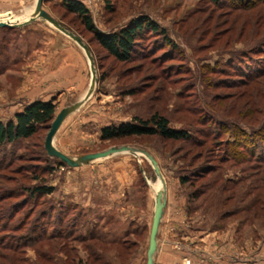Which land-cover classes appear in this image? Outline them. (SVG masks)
<instances>
[{
  "label": "rangeland",
  "instance_id": "1",
  "mask_svg": "<svg viewBox=\"0 0 264 264\" xmlns=\"http://www.w3.org/2000/svg\"><path fill=\"white\" fill-rule=\"evenodd\" d=\"M68 1L44 0L43 8L90 47L98 82L63 123L56 148L78 158L129 146L156 159L167 205L154 264H264L263 151L244 148L264 139V78L247 77L264 68V0H75L105 33L140 16L165 30L147 34L146 56L132 62L102 49ZM35 4L0 0V19L26 20ZM60 41L79 61L64 64ZM91 80L84 50L46 20L0 28V121L36 101L56 106L34 136L0 146V264L12 256L20 264H147L155 198L164 190L151 162L119 153L71 168L45 150L56 116L85 97ZM154 113L193 139L102 138L105 128ZM233 140L241 147L232 153ZM43 186L53 192L32 195Z\"/></svg>",
  "mask_w": 264,
  "mask_h": 264
},
{
  "label": "trees",
  "instance_id": "2",
  "mask_svg": "<svg viewBox=\"0 0 264 264\" xmlns=\"http://www.w3.org/2000/svg\"><path fill=\"white\" fill-rule=\"evenodd\" d=\"M219 1L221 0H216V2ZM66 7L69 12L77 14L82 18L84 28L93 34L96 43L110 56L120 62H132L146 56L144 52L146 51V48L143 41L147 37V34H157L160 32L162 35H166L164 34L165 30L162 29L157 22L146 16H140L133 19L120 31L105 33L96 27L88 8L83 3L69 0L66 3ZM166 37L167 36L164 38L165 41L168 42L169 45L174 46V43L170 38ZM247 77L264 78V68L257 71L255 74L247 75ZM55 113L56 106L52 101H36L27 106L22 113L17 114L14 120L8 122L0 121V146L11 145L20 139H28L34 136L40 125L44 126L54 119ZM239 134H242V137L245 139L248 138L247 133H244L243 131ZM135 136H159L162 139L173 141H191L193 139L189 131L171 127L169 120L159 113H154L147 119L134 118L133 122L130 124L121 125L119 127L112 126L102 130L103 139ZM238 143L240 142L237 140L228 142L227 151L233 153L234 151L232 149L233 147L239 146ZM252 144H254L252 146L253 149L248 147V145L244 146V148L247 149L252 156L258 149H260L263 151V155L260 154L257 155V157L258 159H262V157H264V139L257 143L252 142ZM239 147H241V145ZM252 150L254 151L253 154ZM60 163L61 165H64L61 161ZM182 182L186 183L188 182V179H183ZM52 192L53 188L43 186L33 190L32 195L50 194ZM35 231L36 228H33L32 236ZM2 246L3 245L0 242V248H2ZM8 260L11 262H9L10 264H20L22 262L19 256H12Z\"/></svg>",
  "mask_w": 264,
  "mask_h": 264
},
{
  "label": "water",
  "instance_id": "3",
  "mask_svg": "<svg viewBox=\"0 0 264 264\" xmlns=\"http://www.w3.org/2000/svg\"><path fill=\"white\" fill-rule=\"evenodd\" d=\"M44 0H36V4L34 7L33 12L29 16V18L25 21H14L11 22L9 20L0 19V28H20L27 26L37 19H44L53 27L58 29L60 32L74 40L85 52L92 71V80L89 87V90L85 97L75 104L66 107L60 111V113L56 116L55 120L53 121L52 125L50 126L49 132L47 134L45 140V150L47 151L48 155L52 158L59 159L62 163L66 164L71 168H77L81 166H87L94 163L97 160L105 159L110 157L114 154L119 153H131L135 156L137 155H144L152 164L156 174L161 179L163 183L164 190H160L156 194L155 198V211L154 217L150 232V239H149V246H148V253H147V264H154L155 254L157 251V237L159 233V228L161 225V221L164 217L165 208L167 205V196H166V183L161 173V170L158 166V162L156 159L147 151L132 148L129 146H122V147H113L107 151L88 154L85 156H81L78 158H71L62 151H60L54 145L55 137L58 134L60 128L62 127L65 120L73 113L78 111L90 98L92 97L96 84L98 82L97 78V70L95 67V58L91 52L90 47L83 41V39L76 35L75 33L67 30L59 21L55 20L50 14L43 8Z\"/></svg>",
  "mask_w": 264,
  "mask_h": 264
},
{
  "label": "crops",
  "instance_id": "4",
  "mask_svg": "<svg viewBox=\"0 0 264 264\" xmlns=\"http://www.w3.org/2000/svg\"><path fill=\"white\" fill-rule=\"evenodd\" d=\"M58 46H60V48L63 49V47L65 49L62 50V54L64 55V64L65 65H69V63H71L73 61V59H77V61H79V59L81 58V55L79 54V52L76 50V48L71 46H68V44L66 45L65 43H63L62 41L58 42L57 44ZM73 54L74 56L70 55ZM66 66L67 71L69 70V67ZM34 101V100H33Z\"/></svg>",
  "mask_w": 264,
  "mask_h": 264
},
{
  "label": "bare ground",
  "instance_id": "5",
  "mask_svg": "<svg viewBox=\"0 0 264 264\" xmlns=\"http://www.w3.org/2000/svg\"><path fill=\"white\" fill-rule=\"evenodd\" d=\"M33 10H34V8L29 12V14L30 13H32L33 12ZM29 14H27V16H26V20L29 18V16L31 15H29ZM4 20H9V21H11V22H14V21H21V20H17L16 18H13V20H12V18H10V17H7L6 19H4ZM23 21H25V20H23ZM155 188L157 189V190H160V188H161V182H159V183H157L156 185H155Z\"/></svg>",
  "mask_w": 264,
  "mask_h": 264
}]
</instances>
